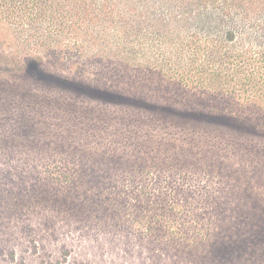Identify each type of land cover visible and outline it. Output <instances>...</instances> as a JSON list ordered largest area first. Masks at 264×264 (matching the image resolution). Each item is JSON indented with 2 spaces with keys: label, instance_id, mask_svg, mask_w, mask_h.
Masks as SVG:
<instances>
[{
  "label": "trees",
  "instance_id": "16d2710c",
  "mask_svg": "<svg viewBox=\"0 0 264 264\" xmlns=\"http://www.w3.org/2000/svg\"><path fill=\"white\" fill-rule=\"evenodd\" d=\"M28 186L150 264H264V0H0V217Z\"/></svg>",
  "mask_w": 264,
  "mask_h": 264
},
{
  "label": "rangeland",
  "instance_id": "374dc122",
  "mask_svg": "<svg viewBox=\"0 0 264 264\" xmlns=\"http://www.w3.org/2000/svg\"><path fill=\"white\" fill-rule=\"evenodd\" d=\"M66 92L72 96V109L101 107L87 93ZM13 189L5 192V198L27 196L30 208L22 216L0 217V264H150L152 257L141 251L138 239L110 235L93 219L80 220L61 207H40L33 203L36 193L30 186Z\"/></svg>",
  "mask_w": 264,
  "mask_h": 264
}]
</instances>
